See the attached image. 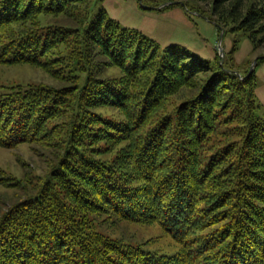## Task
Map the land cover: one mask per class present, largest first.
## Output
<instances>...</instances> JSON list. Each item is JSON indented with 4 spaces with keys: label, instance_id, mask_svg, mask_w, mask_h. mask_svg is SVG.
I'll use <instances>...</instances> for the list:
<instances>
[{
    "label": "trees",
    "instance_id": "obj_1",
    "mask_svg": "<svg viewBox=\"0 0 264 264\" xmlns=\"http://www.w3.org/2000/svg\"><path fill=\"white\" fill-rule=\"evenodd\" d=\"M83 3L89 6L82 26L89 23L88 38L124 68L127 81L153 73L138 92L130 85L119 92L111 85L103 90L108 102L122 109L127 127L110 119L98 122V129V124L74 122L59 142H47L46 137L55 130L47 123L66 110L53 99L61 93L51 92L48 103L38 96L44 94L41 89L0 94V147L38 141L60 162L42 195L18 203L0 218V264H264V120L258 115L254 71L239 76L219 64L175 116L162 114L146 128L165 97L177 92V79L212 72L209 62L175 47L160 50L143 34L122 28L106 10L95 8L96 0H0V30L27 23L37 13L54 16ZM209 5L222 23L220 30L231 23L253 42L264 30V0H210ZM71 28L52 23L0 43V62L51 70L42 61L50 49L75 36ZM78 54L71 53L84 62L92 55ZM197 87L195 83L191 89ZM225 121L239 126L218 132ZM233 133L241 139L231 141ZM103 136L127 143L118 162L97 158L101 149L95 142ZM218 136L223 138L216 140ZM73 207L157 223L180 249L166 255L96 237Z\"/></svg>",
    "mask_w": 264,
    "mask_h": 264
},
{
    "label": "rangeland",
    "instance_id": "obj_2",
    "mask_svg": "<svg viewBox=\"0 0 264 264\" xmlns=\"http://www.w3.org/2000/svg\"><path fill=\"white\" fill-rule=\"evenodd\" d=\"M209 2L210 0L208 3L199 0H96L95 8L106 10L109 17L122 28L143 34L160 50L175 47L190 53L196 60L209 62L212 66V72L196 75L195 79L180 81L178 78L177 82L174 80L176 87L178 86L177 92L165 97L157 113L149 118L146 128L162 114L170 113L175 116L180 105L187 102L190 95H197L201 91L219 64L226 72L239 76L248 71L250 73L254 68L255 98L260 105L258 115L264 120V30L256 34V42L244 31L234 29L231 23L223 25L220 30L222 23L218 24L212 16ZM87 8L88 4L83 3L71 5L66 13L54 16L37 13L27 23L9 25L0 30V43H6L22 33L35 31L52 23L68 25L75 34L65 43L50 49L43 59L45 61L41 58L51 70L43 65H9L0 62V94L41 89L39 91L44 94L38 96L44 99V103L57 99L64 106L63 109H66L63 114L61 111L58 117L47 123L48 128L55 129L46 137L47 142H59L74 122L98 124V129L102 127L98 122L110 119L114 124L122 123L120 125L127 127L122 109L116 107V103L111 100L108 102L103 90L105 86L111 85L118 87L119 92L130 85L129 88L132 87L134 93L138 92L140 83H144L153 73V70L141 73L137 78L135 75L130 82L127 81L124 68L113 64L88 38L85 29L89 23H86L85 28L82 27L83 20L89 13ZM74 50L79 53V58L81 52H91L92 58L88 57L85 62L75 60L71 55ZM221 50L224 51V57L221 56ZM154 61L158 62L156 59ZM256 61L257 64L254 65ZM195 83L198 87L192 90ZM67 87L73 93L65 95L62 91ZM51 92L61 93L62 97L52 99L48 97ZM130 96L135 97L133 93ZM87 110L91 111L92 116L87 114ZM230 112L227 111L223 118H227ZM226 123L227 121L218 126V132L229 133L239 126L237 122L229 126ZM240 136L233 133L230 136L231 141L241 139ZM102 138L104 140L95 142L96 148L101 149L97 158L118 162L117 158L127 143L106 140L105 136ZM220 138L223 137L218 136L216 140ZM207 147L211 148L210 144ZM50 153V149L38 141L22 143L12 148L0 147V218L18 203L44 193L47 182L51 181L55 168L60 165ZM209 154L210 152L206 153ZM122 168L128 170L123 165ZM74 210L87 232L96 237L107 238L129 249L138 247L159 254L174 255L180 249L157 223L122 220L107 210H86L85 213L79 208Z\"/></svg>",
    "mask_w": 264,
    "mask_h": 264
},
{
    "label": "water",
    "instance_id": "obj_3",
    "mask_svg": "<svg viewBox=\"0 0 264 264\" xmlns=\"http://www.w3.org/2000/svg\"><path fill=\"white\" fill-rule=\"evenodd\" d=\"M220 53H221V56H223V57H224V55H225V54H224V51H223V50H221V52H220ZM256 64H257V61L254 63V65H256ZM253 70H254V68H252V69H251V72H250V73H252V72H253Z\"/></svg>",
    "mask_w": 264,
    "mask_h": 264
}]
</instances>
